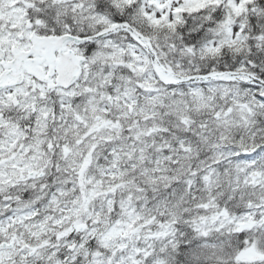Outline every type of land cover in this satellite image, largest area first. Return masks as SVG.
Wrapping results in <instances>:
<instances>
[{
	"label": "snow or ice",
	"instance_id": "1",
	"mask_svg": "<svg viewBox=\"0 0 264 264\" xmlns=\"http://www.w3.org/2000/svg\"><path fill=\"white\" fill-rule=\"evenodd\" d=\"M0 264H264V0H0Z\"/></svg>",
	"mask_w": 264,
	"mask_h": 264
}]
</instances>
